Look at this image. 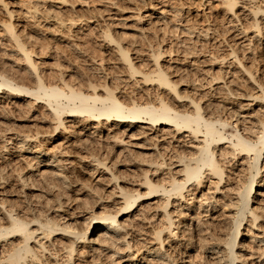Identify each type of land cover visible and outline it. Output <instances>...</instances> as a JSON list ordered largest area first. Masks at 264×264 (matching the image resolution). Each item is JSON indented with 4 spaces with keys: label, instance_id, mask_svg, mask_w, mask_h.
<instances>
[{
    "label": "bare ground",
    "instance_id": "1",
    "mask_svg": "<svg viewBox=\"0 0 264 264\" xmlns=\"http://www.w3.org/2000/svg\"><path fill=\"white\" fill-rule=\"evenodd\" d=\"M20 1H22V4H19L21 5V11H23L22 16L29 19L28 24H32L31 26L34 28L36 22L41 17H43V20H51L52 22L50 24L54 28H59L56 30L61 38H58L60 41L67 38L66 33L60 32V28L66 27L69 30L68 28L73 27L76 22L80 24L81 21H84L82 18L74 19L70 17L69 13H65L64 9L57 4L55 7L58 9L51 8L52 5H44L45 7L42 6L44 9H41L39 8L41 2L39 3L38 0ZM140 1L143 2V5L139 7L135 6V11H131L130 13L136 17L139 23L144 22V24L150 22L158 24V21L169 22L166 15L174 13L173 16H179L178 12L182 9L179 6L168 5L167 2L170 0H158L156 3L144 0ZM221 1L224 13L231 15L232 18L230 21H236L233 27L238 31L237 34L240 35L239 37L244 38L242 41H247L245 44H247L248 48L254 44V42L251 43L250 38H255V42L257 43L264 38V32H262L263 23L261 21V18H264V0ZM0 2H2L1 7L5 9L8 16L7 21L3 19L4 21L1 20L0 23L2 35L9 42L6 43L8 45L10 44L9 47L6 45L8 50L6 48L4 49L14 53L13 56L15 54L18 55L13 60L14 63L19 64V69L25 72L27 77L30 78L29 81L28 78L24 77L28 79V82H25L26 80L22 81L23 78L17 80L16 76V79L13 77L14 73L9 72V68L5 70L4 67V69L0 70L1 119H7L2 110L3 106L1 103L4 101L3 99H7L12 94L19 97L26 96L31 98V102L30 100L27 102L24 100L26 106L31 107L32 103L37 102V100L44 103L49 113L52 132L67 131V122H80V135L78 137L75 136L77 137L75 139L76 145L80 146V148H84L94 141V138L92 139L94 133L97 134V132L106 130L107 136L105 135L104 139L106 137L113 138L115 141L113 143L116 146L120 145L119 152L122 151L127 155H133L138 158L141 156L150 157L153 154H155L153 156L157 157V159H150L146 163H141L139 160L146 167L139 174L141 176L139 181L137 180L138 182L135 183L137 188L127 189L125 186L118 184L117 180L119 175L117 173L115 175L111 171V167L113 166L110 165L112 163L108 164L102 158L101 154L100 156L91 151H85V154L78 156V163L84 162L90 169L104 173L107 180H112L113 186L111 189L114 191L115 197H117L116 202L119 203V206L115 211L106 210L102 207L99 212H93L92 210H90L91 212L86 211L87 214L81 215V220L77 225H74L75 220L72 222L67 221L65 219L66 217H63L62 214L59 215V220L54 219L52 216L41 218V213H39L40 216H36L35 214L28 219L23 217L17 209H13L14 207L9 208V205L5 207L1 200L0 264H47L48 258H51L54 264H95L98 263L97 260L102 256L110 260L108 264H136L140 260L142 262L139 264H190L192 261L189 260L176 261L177 255H182L188 250L201 252L204 258L210 259L209 264H264V173H262L264 171V118L253 117L254 120H251V123H249L250 126H239L238 119L233 121L234 123H227L211 115L206 116L207 113L205 114L204 112L200 98H194L188 93L183 92L179 87V83H184L172 80L169 73L162 67L160 59L166 50H155L154 48V50L150 48L144 49L143 47L142 54H147L148 61L150 62L149 67L143 70L139 65H135L129 48L121 45L108 27L103 30L101 29V38L107 44L111 43L110 45L115 49L117 58L125 68L124 75L119 80L117 79V83L111 84L107 80L106 74L101 75L103 81L98 80L100 82H93V78L87 79L84 85H74V83L68 82L62 77L64 73L58 76V83L57 81H50V79L46 80V75L44 78V75L39 71L37 62L31 55L35 51L34 47L37 46L38 36H35L33 39L32 33L28 34L24 33L22 29H16L15 22L13 21V10H9L6 6V2L8 1L3 2L0 0ZM56 2L70 4L68 0H56ZM239 2L242 5L241 11L245 10L242 13L243 18L244 16L252 18L250 19L252 22L250 25L247 24L248 26L242 25L241 18L236 13V5ZM145 6L151 9L152 13H157L155 17L152 16L151 19L147 18L151 13L142 15L140 9ZM163 6H167L168 8H164ZM114 8L116 9L115 12L125 9L119 8V6H114ZM178 20L180 21V18ZM194 29L189 25H181L180 30L183 32L181 33L182 36H188L190 38H206L209 35V28L199 31H195ZM248 32L253 34L248 36ZM141 33L143 34V32ZM36 34H40L39 30L36 31ZM200 40L202 41V39ZM0 41L2 40L0 39ZM71 42L73 43V41ZM68 46L70 45L68 44ZM147 46L149 47L151 45ZM235 51L231 47L227 55L221 54L223 56L220 54L213 55L214 53L209 52L205 56V60L208 61V65L216 64L221 71L225 56H229L239 70L243 71L244 74H248L252 82L257 83L255 84L253 82L259 94H249L248 97L263 99L264 87L255 81L253 73L249 68L244 66L241 58ZM174 61L176 62L178 60L175 59ZM17 71L19 72L18 69ZM222 77L221 74H214V76H209L204 82L211 86L217 83ZM183 81L185 82V80ZM129 82L135 85L142 84V86L146 87L141 94L138 95L137 93L138 96H135L133 93L131 94V91H127V86L125 85H129ZM199 85L202 86V82ZM151 87L158 90L155 96L150 95L149 88ZM140 123H146L147 126H138ZM228 124H232V127L226 132L224 127ZM136 126L140 127V129L137 130L135 128ZM152 127H154L153 131H157L150 138L154 137L160 141L162 137L170 139L176 136L182 138L189 135V143L186 145L189 151L187 153H184L186 151H182L179 154L166 156L164 153L168 148H161L163 150H160L154 143L153 148L151 147L153 150L147 151L150 147L142 146L139 140L142 137L141 134H145V130H142V128L151 130ZM118 128L129 132V134L126 132V136L132 141H130V144L123 140L122 135L119 136L116 132L110 134ZM10 129L12 130L10 127L7 128L8 136L3 135L0 138L3 151L7 152L9 150L8 145L13 144L11 147L15 151L27 154V157L32 160L30 162L27 161L26 168L39 179L44 180L49 191H52L51 183L53 181H59L65 186L73 185L70 181L71 175L67 174L70 171L67 169L76 165L77 162L76 160L73 161V159L63 158V156H71V154L66 149L67 147L60 146L61 142L66 140V136L61 135L62 139L59 140L60 137H58V142L55 143V146L46 148L44 147L45 145L43 146L42 140H51V133L36 130L33 133L28 131L13 132ZM184 132H186L185 136L183 134ZM57 143L58 146L56 145ZM222 143H226L225 148H221L223 146L220 147L218 145ZM135 148L139 149L137 150L139 152L133 151ZM227 154L233 159L236 156L239 157L236 164L242 165L244 167H242L243 170L247 171H245L247 175H244L245 178L243 180L240 179L241 182L239 183L238 180L237 182L234 181V183L230 181L232 184L230 183L224 190L220 191V189H223L220 188V185L231 179L229 178L230 175L226 176V167L220 160L222 156L226 157L225 155ZM172 168H176L174 172H170ZM164 170L168 172V175H165L166 177L164 176L153 180L154 176L163 174L162 172ZM15 171L17 172V170ZM211 178L215 179L212 180ZM203 179H210L209 185L212 187L208 186V189L212 188L215 193H220L221 198H226L227 196V202L223 201L219 205L218 196H214V198L210 197L211 199L203 197L200 201H196L197 203L192 205L194 198H196L194 192L202 185ZM14 180L22 190L34 189V187L30 186L33 183L32 181L30 182V174L25 175L22 172H17L14 175ZM53 184L54 182L52 183V187L54 186ZM150 198H155L156 200L149 202ZM141 200H146V203H142L143 201ZM176 201L180 203L176 204ZM181 202L184 203L182 204ZM150 205L155 206V211H159L158 213L161 216L158 221L159 224L151 230V236L149 238H137L142 239V244L136 247L140 241H136L137 239L133 240V237L127 239L129 236L127 226L130 224H128L129 221L127 220L135 217L144 218L142 215L145 212V208L146 206L148 208L151 207ZM169 205L173 209H168L167 207ZM62 207L63 202L58 200L53 210L59 211ZM225 207L228 212L224 213ZM27 209L29 211V208ZM190 209L194 211L192 216L188 214ZM220 209L221 211H219ZM176 211L181 214L180 220L175 219ZM203 212L204 214H210V217L208 216L209 218H205L208 221L201 219V216L199 217ZM122 216L125 217L121 218ZM223 226L228 229L222 231ZM175 228L176 231H173ZM131 240L133 241L131 242ZM152 241H155L157 245L154 247L147 246ZM169 243H182L184 245H179L176 249L174 247L172 249V244ZM165 244L169 247H165ZM181 248H183L182 251ZM184 254V257L191 259V254ZM141 255L142 257H140ZM79 257L81 258L75 261Z\"/></svg>",
    "mask_w": 264,
    "mask_h": 264
},
{
    "label": "rangeland",
    "instance_id": "2",
    "mask_svg": "<svg viewBox=\"0 0 264 264\" xmlns=\"http://www.w3.org/2000/svg\"><path fill=\"white\" fill-rule=\"evenodd\" d=\"M2 1L3 2L8 1L6 2L7 8L9 10L11 9L13 10V14H14L13 21L15 22L14 24H15L16 29L17 28L22 29L24 30L23 31L24 33H28V34L32 33L33 39L35 36H38L37 43H36L37 46L34 47L35 51L31 55H32V58L35 59V61L37 62L39 69H40L39 71H41L40 73L44 75V78L46 75V80L50 79V81L56 82L58 80V76H60L61 73H64L62 74V77L68 82L74 83V85L75 84L84 85L87 79L93 78L92 79L93 82L103 81L102 80L103 78L101 77V75L106 74L107 80L111 84L117 83L119 78L124 75L125 68L121 65L119 59L117 58L115 49H113V46L110 45L111 43L107 44L101 38V29L103 30L108 27L110 31H112L111 33L113 34V36L118 39L119 43L129 48L130 55L131 57H133V61L135 65H139L143 70L147 69L146 67H149L150 65V62L148 61V58H147L148 57L147 54L146 55L142 54L143 47L144 49L150 48L152 50L154 49L155 50L161 49L164 51L166 50V52H164L163 56L160 59V63L162 67L169 73L172 80L180 81L181 83H184V84L179 83V87L183 92L188 93L194 98H200L201 105L204 108V112L205 114L207 113L206 116L211 115L212 117H215L216 119L220 121H226L227 123H231L233 121H236V119H238V124H240L239 126L241 125L250 126L249 123H251V120H254L253 117L264 118V111H263L264 110V98L263 99H253V97H250V96L248 97L249 94H255V95L259 94L257 87H255V85L253 84L254 81L252 82V80H250L248 74H244L243 71L239 70L238 67H236V65L234 64V62L231 61L232 59H230L229 56H225L227 55V53H229V49L231 47L234 50H236L235 52H237V54L241 58V62L244 64L245 67L249 68V70L253 73L255 81L259 82L261 86L264 87V55H263L264 38L261 39L259 43L255 42V38H250L251 43L254 42V44L253 46L250 47L251 49L248 48L247 44H245L247 41L246 40L242 41L244 38L239 37L240 35L237 34L238 31L235 30V27H233L236 21H230V19L232 18L231 15L228 13H224L221 0H206V1L205 0H170L168 1L169 3L167 2L168 5L171 6L172 4V6H179L180 8H182L178 12L179 16L177 15L175 17L173 16L174 13L173 14L169 13L168 15H166L168 17L167 20L169 22L165 23L162 21L161 22L158 21V24L157 23L154 24L153 22H150L151 24L150 23L144 24V22L139 23L136 17L131 15L130 12L135 11V6L139 7L143 5V2L140 0H137V1L132 0L133 2L128 1V0L126 1L125 0H68L70 4L63 3L64 5L61 3H57L56 0H47V1L38 0L39 3L41 2V6L39 4L40 6L39 8L41 9L43 8L42 6L44 5L45 6L52 5L51 8L53 7L55 9H58L57 7H55L57 4L58 6L62 7V9H64L65 13L67 14L69 13L70 17H73L74 19L82 18L84 20L83 22L81 21L80 24L79 22H76L73 27L68 28L69 30H67L66 27L60 28L61 29L60 32L62 31L66 33L65 35L67 36V38H65L62 41L58 39L60 38L58 31H57L59 28L58 29L54 28L53 25L50 24L52 22L51 20L49 19L43 20V17H41V19H39L38 22H36V25L33 28L31 26L32 24L30 25L28 24L29 19L22 16L23 11H21V5H19V4H22L21 3L22 1L20 0H16V1L15 0H2ZM109 1L111 2L109 3ZM144 1H150V2L156 3L158 0H152V1L144 0ZM1 6H2V2H0V23H1V20L3 19L6 20L8 17L5 9H3ZM114 6L116 7L119 6V8H123V9L125 8V9L119 10V12H115L116 9L114 8ZM241 6L242 5L240 2L236 5V13L240 16L241 18L240 21H242V25L248 26L251 24L252 20L250 19L252 18L245 17V16L243 18L242 13H244L245 10L241 11L242 9ZM164 8H168V7L165 6ZM65 10H68L69 12ZM140 12L142 13V15L151 13L152 15L151 14H149V16L147 15L148 16L147 18H150V19L152 18V16L155 17V15L157 14V13H152L151 9H148L147 6L141 8ZM120 16H121V19H120ZM179 18H180V21L178 20ZM261 21L263 23L262 32H264V18H261ZM181 25L192 26V28H195L194 29L195 31L209 28L208 30L209 35L206 38L201 37L198 39H196L195 37L190 38L188 36H182L181 33L183 32H181L180 30ZM142 26L143 27L145 26V28H143ZM37 30H39L40 32L39 35L36 34ZM0 32H1L0 39L2 40L0 41L1 43L0 44V70L4 69V67H5V70L9 68V72L11 71L10 73L12 74L14 73L13 77L15 78L16 76L17 80H20V78L21 79L23 78L22 81L26 80L25 82H28L27 81L28 79L30 81V78L27 77V74L19 69L20 65L15 64L13 61L16 59L18 55L15 54L13 56L14 53L6 51V49L8 50V48H6V45L7 47H9L10 44L8 45L7 43L9 42H7L5 37H3L1 28H0ZM140 32H143V34L142 33L140 34ZM252 34L253 33L248 32V36H251ZM200 39H202V41ZM70 41H73V43L72 42L70 43ZM75 42H78V43H75ZM181 43H183L184 45ZM68 44L70 46H68ZM147 45H151V46L148 47ZM194 50L197 52H195ZM209 52L214 53L213 55L225 54L224 55L225 60L223 62L224 65H222L223 67L221 71L220 69H218V66L216 64L208 65V61L205 60L206 58L205 56H207V53ZM9 53L12 55H10ZM175 59L178 61L175 62L174 61ZM17 69L19 70V72L17 71ZM235 69L237 70L235 71ZM214 74L216 75L221 74L223 77L219 79L217 83L212 84L211 86L207 85L204 81L207 78H209V76H214ZM90 75H93V76H90ZM182 79L185 80V82ZM191 80L193 81L191 82ZM201 82H202V86L199 85L201 84ZM128 84L129 85L127 84L125 85L127 86L126 87L127 91L128 90L129 92L131 91V94L133 93L135 96H138L139 94H141L144 88L146 87V86H142V84L140 85L132 84V82H129ZM121 85H123V83H121ZM149 89H150L149 92L151 96H155L158 93L157 92L158 90L157 89L155 90L154 87H151ZM3 100L4 101H2L1 103L3 106L2 110H3V114L6 115L7 119L0 118V121H2L0 122V132L2 131L0 133V138L3 135L4 136L9 135V133H7L8 127L12 128V130L11 129L10 130L13 132H19V131L27 132L28 131V132L33 133L35 132V130L41 131V132L43 131V132L51 133L50 136L52 135L51 140L50 139L42 140L43 146L45 145L44 147L50 148L53 145L55 146V143L58 142V137H60L59 140H61L62 139L61 135H64L66 136V140L62 141L60 146L64 148L67 147L66 149L69 150L70 152L69 154H71V156H63V158H68L71 160L73 159V161L76 160L77 162V164L75 162L76 165H73L74 167L72 166L67 169L68 171H70V173L67 172V174L71 175L70 181L72 182L73 185L65 186L61 182L56 180L57 182L53 181L54 186L52 187L53 182L51 181L52 183L51 182L50 183H51L52 191H49V189H47L48 187H47L46 182L42 179H39L37 176H35L31 171H28V169L26 168L27 161L30 162L32 160L31 158L27 157V154L18 153L17 151H15V149L11 147L13 144L8 145L9 150H7V152L3 151L1 147V143H0V149H1L0 150V155H1L0 156V169H1L0 170V177H1L0 179V202L2 200V203L5 207H7L8 205H9L8 206L9 208L14 207L13 209L15 210L17 209V211L20 212V214L25 218L30 219L32 215H35V214L36 216H40L39 213H41V218L42 217L45 218V216H49V217L52 216L54 219L59 220L58 217L60 214H62L63 217H66L65 219H67V221L72 222L75 220L76 222L74 221V225H77L79 221L81 220V215L87 214L86 211L91 212L90 210H92L93 212H99L101 207L106 210H111V211L117 210L119 203L116 202L117 197H115L114 191H112L111 189L113 186L112 180L110 181L107 180L104 173L90 169V167L87 166L84 162L78 163V160H77L78 156H82L83 154H85V151H88V152L91 151L97 155L101 154L102 158L108 164L112 163L110 165V166H113L111 167V171L114 172L115 175L116 173L117 175H119L118 176L119 178L117 180L118 184L121 186H125L127 189H131L134 187L137 188V186H135V183L139 181L141 177L139 174L141 173L143 168L146 167L145 165L141 163L142 162L146 163L150 159H153V160L157 159L156 156H153L155 154L150 156L151 158L146 157V156H141V155H139L141 157L138 158L133 155H129V154L127 155L125 152H122V151L119 152L120 145L116 146V144L113 143L115 142L113 138L110 139L106 137V139H104L106 135V130L97 132V134L94 133V136H92V139L94 138L93 139L94 141H92L90 145H87L84 148L82 147L80 148V146L76 145V142H75V139L80 135V130H81L80 122H77V121H74L71 123L67 122L66 124L68 125L67 131H60V132L54 131L55 132L54 133L52 132L51 124L49 122L50 121L49 113L47 109L45 108L44 103L37 100V102L32 103L31 107H29V106H26L25 103L28 100H30L31 102V98L26 97V96H21V97L14 96L13 94L10 95L7 99H3ZM138 126H147V125L146 123H140L138 124ZM138 126L135 127L137 130L140 129V127ZM231 127H232V124H228L224 127V130L227 132L231 129ZM70 129L73 131H71ZM142 130H145V134H141L142 137L139 140V142L142 143V146L150 147L149 150L147 151H150L153 148L154 144L157 145L156 147L159 148L160 150H163L161 148H168L167 150L164 149L166 150L164 153L166 156H171L173 154H179L182 151H186L184 153H187L189 151V148L186 147V145H188L187 143H189L188 142L189 135L185 136L186 132L183 133L185 137L179 138L178 136H176L175 137L176 139L175 138L169 139V138L162 137V140L160 141L159 139L154 138V137L150 138L151 136L154 135L153 133L157 131V130L153 131L154 127H152L151 130L147 128H142ZM123 131L124 130H122V128H118V129L113 130V132L110 134H113L114 132H116L119 136L122 135L121 137L123 138L125 142L130 144L131 140H129V137L126 136L127 133L129 134V132L127 131L123 132ZM177 140H180V141H177ZM56 145L58 146V143ZM218 145L220 147L223 146L221 148H225L226 143H222ZM135 149L134 150L132 149V150L133 151L139 150V149H136V150ZM225 156L226 157L222 156L221 158L220 157L219 158L223 162L224 166L226 167V174H227L226 176L230 175L229 178L231 179L228 178L229 181L224 182L220 185V188H223V189H220V191L224 190L225 187L229 185L230 183L231 184L232 182L234 183V181L237 182L238 180V183L241 182L240 179L243 180V178H245V176L247 175L246 173L247 171L243 170L244 167L240 164H236L239 157L236 156L233 159V158H230L228 154ZM139 160L141 163L139 162ZM176 168L174 169L172 168L170 172L172 171L174 172ZM15 170H17V172H22L25 175L30 174V182L32 181L34 183V184L32 183L33 185L31 184L30 186L34 187V189L22 190L20 186L16 184L14 180V175L15 173H17ZM166 171L164 170L162 172L164 175L157 174L156 176H154L153 180L164 177L166 174L168 175V172ZM262 173H264V171ZM234 176H235V180H234ZM237 176H239L238 177L239 179L236 178ZM35 178L36 180H34ZM209 181L210 179L202 180L203 182L202 185L199 187V189H196L194 192V195L196 198H194L192 205L200 201L203 197H207L208 199H211V198H214V196L215 197L218 196L217 198L219 201V205L222 204L223 201L227 202V196L226 198H221L220 193H215L212 190V188L208 189V186L212 187L211 185H209ZM140 189L143 190L142 188ZM57 199L60 202H63V207L59 211L53 210L54 206H56L58 203ZM149 200H150L149 202H153L156 199L150 198ZM141 201H143L142 203L144 204L146 203V200H141ZM11 203H13L12 204L13 206L11 205ZM175 203L178 204L180 202L176 201ZM181 203L183 204L184 202H181ZM153 205H150L151 207L149 208L148 206H146L145 212L142 215L144 216V218L143 217H138V218L129 217L130 219L127 221H129L128 224L130 223L129 224L130 226L129 225L127 226L129 230L128 231L129 236L127 237V239H129L130 237H133L134 238L133 240H136L139 237L149 238V236H151V230L154 227L158 226L159 224L158 221L161 217L160 214L158 213L159 211H155V206ZM25 208L26 209L29 208V211L31 213L27 211L28 209L26 210ZM32 208L35 210H33ZM167 208L173 209L171 205H169ZM217 208L219 207L217 206ZM192 209L188 211V214L191 216L194 214V211ZM224 210H223L224 213L228 212L226 207L224 208ZM219 211H221V209ZM207 214L206 213L204 214L203 212L201 215H199V217L201 216L200 217L201 219L209 218L210 214L209 213ZM175 215H176L175 219L177 220L181 219V216H180L181 214H179V212H177ZM124 217L125 216H122L121 218H124ZM205 221H208V220L205 219ZM222 228H223L222 231H225L226 229H228L227 227H224V226ZM173 231H176V228ZM133 240H131V242ZM141 240L142 239L136 240L138 242L140 241L139 244L137 243L136 247L142 244ZM169 244H172V243H169ZM156 245L157 244H155V241H152V243L147 244V246L149 247H154ZM179 245L182 246L184 244L182 243L172 244L171 247L172 249L174 248L176 249L177 247H179ZM165 247H169V246L165 244ZM182 250L183 248H181V251ZM196 252L195 250L185 251L184 253L191 254L190 256L191 259H189V257H184L185 254L183 253L182 255L181 254L177 255L176 261L179 262L181 260L182 261L189 260V261H192L190 262V264H209L210 263V259H207L206 257L204 258L201 252H198V251ZM57 254H58V251H57ZM140 257H142V255ZM80 258L81 257L75 259V261L79 260ZM99 260H97L98 263H95V264H108L110 262V260H108L106 257H103V256ZM141 262L142 260L137 261L136 264H139ZM47 264H54V262L51 258L50 259L48 258Z\"/></svg>",
    "mask_w": 264,
    "mask_h": 264
}]
</instances>
